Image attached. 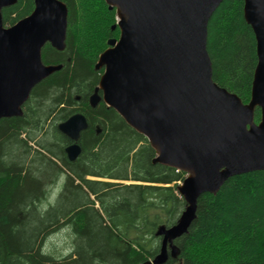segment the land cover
Here are the masks:
<instances>
[{"label":"trees","instance_id":"1","mask_svg":"<svg viewBox=\"0 0 264 264\" xmlns=\"http://www.w3.org/2000/svg\"><path fill=\"white\" fill-rule=\"evenodd\" d=\"M61 1L64 48L45 43L41 50L44 64L61 67L33 87L21 115L0 119V264H156L159 230L185 208L177 190L185 172L153 162L148 140L112 107L89 104L103 72L97 57L119 32L115 9L104 0ZM33 7L34 0H16L3 8L4 25ZM255 47L243 0H222L207 23L212 78L244 103ZM76 112L88 127L70 161L64 152L70 140L57 123ZM253 121H260L257 106ZM58 231L69 246L56 256L44 242ZM171 244L159 264H264V169L233 175L215 193L201 194L188 230Z\"/></svg>","mask_w":264,"mask_h":264},{"label":"water","instance_id":"2","mask_svg":"<svg viewBox=\"0 0 264 264\" xmlns=\"http://www.w3.org/2000/svg\"><path fill=\"white\" fill-rule=\"evenodd\" d=\"M15 1L0 0V119L21 115L33 87L61 67L43 63L45 43L57 50L65 45L67 7L61 0H34L29 15L4 25L2 10ZM104 1L115 9L119 36L97 59L103 72L89 104L112 107L148 140L153 162L186 173L177 185L185 208L175 224L158 232L159 264L172 240L188 230L201 194L215 193L233 175L264 169V158L254 157L264 152V0H243L257 58L247 103L212 78L207 23L222 0ZM87 127L80 112L57 124L70 140L68 160L79 156V136ZM248 155L233 165L232 158Z\"/></svg>","mask_w":264,"mask_h":264},{"label":"rangeland","instance_id":"3","mask_svg":"<svg viewBox=\"0 0 264 264\" xmlns=\"http://www.w3.org/2000/svg\"><path fill=\"white\" fill-rule=\"evenodd\" d=\"M115 25L117 26V20H116ZM118 36H119V32H118V35L117 36H114L113 38H118ZM106 45L108 47L107 42H106ZM99 55H98V57H99ZM98 57H97V59H98ZM96 69H98V70L101 69L103 71V67L96 68ZM91 178H93V177H91ZM123 182L129 183L131 181H123ZM180 182H179V184H180ZM68 246H69V238H68V236H66V233L64 231H58V232L52 233L51 235H49L45 239V242H44L45 250H50L51 249V253L54 254V255H56V256H59V255H62V254H66L67 251H68L67 250Z\"/></svg>","mask_w":264,"mask_h":264},{"label":"bare ground","instance_id":"4","mask_svg":"<svg viewBox=\"0 0 264 264\" xmlns=\"http://www.w3.org/2000/svg\"><path fill=\"white\" fill-rule=\"evenodd\" d=\"M247 157H249V155L248 156H241V157H237V158H232L233 165L243 163V161H245V159H247ZM254 157L264 158V152L256 153V154H254ZM250 158L251 157H249V159ZM225 163L229 165V168L231 167V165L228 161H226Z\"/></svg>","mask_w":264,"mask_h":264},{"label":"flooded vegetation","instance_id":"5","mask_svg":"<svg viewBox=\"0 0 264 264\" xmlns=\"http://www.w3.org/2000/svg\"><path fill=\"white\" fill-rule=\"evenodd\" d=\"M66 155V154H65Z\"/></svg>","mask_w":264,"mask_h":264}]
</instances>
